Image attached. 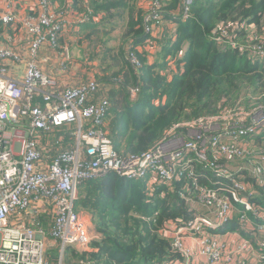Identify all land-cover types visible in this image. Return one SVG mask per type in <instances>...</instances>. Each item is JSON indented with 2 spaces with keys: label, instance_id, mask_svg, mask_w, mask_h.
I'll return each mask as SVG.
<instances>
[{
  "label": "built area",
  "instance_id": "obj_1",
  "mask_svg": "<svg viewBox=\"0 0 264 264\" xmlns=\"http://www.w3.org/2000/svg\"><path fill=\"white\" fill-rule=\"evenodd\" d=\"M0 1V264H63L68 249L95 253L98 239L75 203L80 186L109 174L143 184L150 196L179 182L181 200L213 215L186 207L187 217L164 223L159 234L177 257L166 264H264V105L177 123L140 155L117 152L106 120L124 80L81 78V63L68 56L91 11L72 0ZM192 3L182 0L170 16L187 19ZM144 22L152 36L163 13ZM252 37L249 50L232 45L264 58V40ZM127 49L138 78L142 64ZM125 90L137 101L139 84Z\"/></svg>",
  "mask_w": 264,
  "mask_h": 264
},
{
  "label": "trees",
  "instance_id": "obj_2",
  "mask_svg": "<svg viewBox=\"0 0 264 264\" xmlns=\"http://www.w3.org/2000/svg\"><path fill=\"white\" fill-rule=\"evenodd\" d=\"M77 1L83 4L80 12L90 10L92 16L97 12L92 0L86 3ZM128 1L119 0L110 6L122 10ZM174 1V11L164 12L163 22L176 26V38L168 47L172 38L167 32L159 42L164 46L160 66L148 65L146 69L145 62L137 55L136 47L152 44L151 35L143 33L142 20L125 31L122 37L126 39L125 46L131 45L132 53L139 58L142 67L136 78L127 63L130 73L116 77H122L126 86L112 95L106 125L111 121L112 129L107 131L117 152L140 155L177 123L219 115L238 105L245 110L264 105V58L248 51L241 52L232 45L238 42L249 50L247 46L251 43L247 37L251 30L248 27L264 36V21H260L264 15V0H193L187 19L170 16L179 13L181 7V2ZM128 20L133 23V18ZM216 31L218 34L225 32L227 38L222 39L225 41L214 40L212 36L218 35ZM184 42L187 43L185 51L182 48ZM125 53L127 57L126 50ZM172 65L178 68V73L170 72ZM165 69L169 71L161 73ZM153 75L156 82L150 87ZM136 84H139L140 92L133 107H129L131 102L125 88ZM242 88L252 91H246L240 98L235 96ZM148 90L154 91L153 94ZM162 98H165L164 103H154ZM181 188L182 185L176 182L173 191L160 188L150 196L143 184L125 181L115 174L86 182L78 190L75 209L81 214L94 216V223L101 224L97 232L102 238L90 244L95 253L78 254L68 249L63 264H80V261L91 264H163L177 259L170 242L159 234V230L166 221L189 215L179 196ZM133 192L139 197L135 198Z\"/></svg>",
  "mask_w": 264,
  "mask_h": 264
},
{
  "label": "rangeland",
  "instance_id": "obj_3",
  "mask_svg": "<svg viewBox=\"0 0 264 264\" xmlns=\"http://www.w3.org/2000/svg\"><path fill=\"white\" fill-rule=\"evenodd\" d=\"M117 1H119V0H112L113 3H116ZM178 1H179L178 2L179 4H180V2L182 3V0H178ZM174 2H175L174 0H129L127 7H124V9H122V10H115L113 12V17H111V18H113V20L111 22V25H109L107 28L103 27V26H99L94 31H89V32H86V33L81 35L79 40L82 43L87 45L90 54L94 55L96 58V60L94 62V64H96V65L94 67H92L91 66L92 60L87 56L86 59H87L89 65L85 66V67H88L89 69H92L95 72L94 77L96 78V80H99V81L104 80V79L108 80V79L117 77V75H120V74L123 75L126 72L130 73L131 69H129L128 64H127L128 62L126 61L129 54H127V57L125 56V54H126L125 50L126 51L128 50L127 46H125L126 45V39L122 38L124 35V32L127 31L128 29H130L135 23L141 22V20H142V25L144 27V25H145L144 19L152 11L158 10V11H161L162 13L167 12L168 10L174 11L173 10L174 6L172 5ZM180 9H181V7L179 8V11H180ZM122 16L127 17V19H130V17L133 18V23H129V20H128V25L124 28L123 23L125 22V19H123ZM260 21L261 22L264 21V15ZM112 23H113V25H112ZM214 24L215 23H213L212 25H214ZM111 26H112V28H111ZM135 27H138V26L135 25ZM247 29L251 30L253 33V37L251 39L252 41H255L257 39L264 40V36L261 33L255 31L249 27ZM175 31H176V26L174 24L162 25V27H160L158 29V31L155 32L151 36L152 44L147 45L143 51H138L137 55H139L140 59L143 62H145L144 67L146 69L148 68V60L154 61L153 65L156 68L162 64V62L159 60L161 59V55H162L164 46L160 45L159 42L163 39L165 33L168 32L169 36H171V38H172L171 42L168 44V47H171L173 45V43L175 42V38H176ZM212 37L216 38V37H218V35L215 34ZM77 41L78 40H74L73 43L75 44ZM239 41L246 42L245 39H239ZM234 43L236 44V42H234ZM186 45H187L186 42H184L182 44V48L184 51L186 50ZM250 47H256V46L250 45ZM129 51H130V53H132L131 49H129ZM123 58H125V60ZM152 66H150V67L152 68ZM128 69H129V71H128ZM167 71H169V69H165V71H163V72L161 71V73L164 74ZM171 71H172V73L176 74V73H178V68L174 67V65H172L170 72ZM112 75H116V76L113 77ZM132 75L133 74L131 73L130 76H132ZM155 77L156 76L153 75V79H152V83H151L150 87H152L155 84V82H156ZM246 91L250 92L252 90L247 89V88H242V89H240V91L235 96H238L240 98L245 94ZM153 92L154 91H152V90H148V93L153 94ZM263 92H264V90H263ZM157 93H158V91H157ZM123 97H124V95H122L121 101H123ZM157 101L158 100H154V103L156 105H158V103H164L165 98H162L158 102ZM34 102H36V98H34ZM134 104L135 103L131 102L129 107H133ZM240 104H245V103L241 102ZM238 107L242 110H245L241 105H238ZM210 117H213V116H210ZM210 117H206V118H210ZM107 129L109 131H111V129H112L111 121H110L109 125L107 124ZM166 133H167V130H166V132L162 138L165 137ZM187 185H188V182H186L185 188ZM132 195L135 198L139 197L137 195V192H133ZM128 196H131V193L129 191H128ZM184 206L196 210V212H198L199 214H208L210 218L214 219L213 215L210 213H206V209L201 207V205L199 203H194L190 200H187V203H184ZM93 217H94L93 215H91L89 213L87 214V219L85 222V225L87 227V231L91 237H95V236H97V234H99L101 236V234L99 232H97V229L99 227H101V224L94 223ZM101 238H102V236H101ZM93 241H97V240L94 239ZM50 258H51V262H55L56 258H57L56 253L50 252ZM63 259H64V257H63ZM62 263H63V261H62Z\"/></svg>",
  "mask_w": 264,
  "mask_h": 264
},
{
  "label": "crops",
  "instance_id": "obj_4",
  "mask_svg": "<svg viewBox=\"0 0 264 264\" xmlns=\"http://www.w3.org/2000/svg\"><path fill=\"white\" fill-rule=\"evenodd\" d=\"M55 1L57 4L61 5L63 0H53ZM75 6V9L79 10V11H83L81 10L82 7V3H80L77 0H72ZM88 0H84V3H86ZM93 3L92 5L97 9V12H95L92 16V19L90 20V22L84 26H82L79 29V32L77 33L76 37L72 36L71 40H78L75 44L73 43V46L78 47L81 50V54H82V59L81 60H75L77 64H80V71L78 73L79 76H81V78H95V72L92 69H89L88 67H85L86 65H89L86 57L88 56L91 60H92V64L91 66L94 67L96 64H94L96 58L94 55H91L88 47L86 44L82 43L79 39L81 37L82 34L89 32V31H94L97 27L99 26H103V27H108L109 25H111V22L113 20V18H109L108 16H110L115 9L111 8V4L113 3L112 0H92ZM4 8V3L0 1V13L2 12ZM111 17V16H110ZM123 19H125V22L123 23L124 28L127 26L128 24V19L127 17H123ZM101 19V20H100ZM100 21V22H99ZM113 25V23H112ZM112 28V26H111ZM136 49H138V51H143L144 48L143 47H136ZM154 61L148 60V65H153ZM96 79V78H95ZM99 81V80H97ZM107 80H100L99 82L105 83ZM77 211V210H76ZM78 212V211H77ZM80 213V212H79ZM83 214V213H82ZM85 218H87V214H83ZM97 239H100V235L97 234Z\"/></svg>",
  "mask_w": 264,
  "mask_h": 264
},
{
  "label": "water",
  "instance_id": "obj_5",
  "mask_svg": "<svg viewBox=\"0 0 264 264\" xmlns=\"http://www.w3.org/2000/svg\"><path fill=\"white\" fill-rule=\"evenodd\" d=\"M68 56L71 58V59H77V60H81L82 59V54H81V50L76 47V46H73L69 49L68 51Z\"/></svg>",
  "mask_w": 264,
  "mask_h": 264
},
{
  "label": "clouds",
  "instance_id": "obj_6",
  "mask_svg": "<svg viewBox=\"0 0 264 264\" xmlns=\"http://www.w3.org/2000/svg\"><path fill=\"white\" fill-rule=\"evenodd\" d=\"M164 14V13H163ZM173 13H171L170 15H172ZM180 17V16H179ZM181 18V17H180ZM169 23H171V22H169ZM162 25H164V22H163V24ZM146 47V46H145ZM144 47V48H145ZM85 219H87V218H85ZM100 239H101V236H100ZM167 262H164L163 264H166Z\"/></svg>",
  "mask_w": 264,
  "mask_h": 264
}]
</instances>
